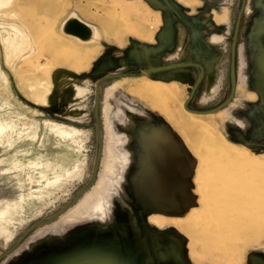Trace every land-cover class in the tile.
<instances>
[{
    "label": "rangeland",
    "instance_id": "rangeland-1",
    "mask_svg": "<svg viewBox=\"0 0 264 264\" xmlns=\"http://www.w3.org/2000/svg\"><path fill=\"white\" fill-rule=\"evenodd\" d=\"M106 236L264 259V0H0V264Z\"/></svg>",
    "mask_w": 264,
    "mask_h": 264
},
{
    "label": "flooded vegetation",
    "instance_id": "flooded-vegetation-1",
    "mask_svg": "<svg viewBox=\"0 0 264 264\" xmlns=\"http://www.w3.org/2000/svg\"><path fill=\"white\" fill-rule=\"evenodd\" d=\"M191 68L199 69L203 71V66L197 63H187ZM170 180L177 178V170L168 174ZM125 233H121V236L125 239ZM111 240H114L110 236L101 239V246H79L78 249H59V248H39L32 252V258L25 259L23 262L16 264H112V249L107 247ZM63 253V254H62ZM43 256V257H42ZM45 257V258H44ZM258 260L253 264H264V259L257 256ZM28 261V262H27ZM31 262V263H30ZM111 262V263H110Z\"/></svg>",
    "mask_w": 264,
    "mask_h": 264
},
{
    "label": "bare ground",
    "instance_id": "bare-ground-1",
    "mask_svg": "<svg viewBox=\"0 0 264 264\" xmlns=\"http://www.w3.org/2000/svg\"><path fill=\"white\" fill-rule=\"evenodd\" d=\"M69 35L82 41H93L95 39L94 31L85 23L78 19H72L66 24Z\"/></svg>",
    "mask_w": 264,
    "mask_h": 264
},
{
    "label": "water",
    "instance_id": "water-1",
    "mask_svg": "<svg viewBox=\"0 0 264 264\" xmlns=\"http://www.w3.org/2000/svg\"><path fill=\"white\" fill-rule=\"evenodd\" d=\"M241 15H242V13H241ZM241 15H240V18H241ZM238 25H237V29H238ZM234 88H235V84H234ZM184 257V260H185V264H189V262L187 261V259L185 258V256H183ZM258 260V257L257 256H254V257H251V259H250V262H251V264H253L255 261H257Z\"/></svg>",
    "mask_w": 264,
    "mask_h": 264
}]
</instances>
